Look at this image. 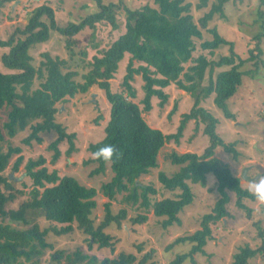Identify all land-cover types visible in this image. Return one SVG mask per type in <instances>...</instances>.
I'll return each mask as SVG.
<instances>
[{"label":"trees","instance_id":"obj_1","mask_svg":"<svg viewBox=\"0 0 264 264\" xmlns=\"http://www.w3.org/2000/svg\"><path fill=\"white\" fill-rule=\"evenodd\" d=\"M15 1L18 0H0V17L3 14L2 8ZM50 1L35 3L31 9L21 13L19 16L26 23L17 26L7 39H0V49H3L0 62L6 69L0 71V264H42L47 250L53 248L46 241L47 236L50 233L55 236L66 235L73 232L74 228L91 238L86 240L89 248L92 243L98 244L100 248L111 247L112 238L104 230L112 224L120 227L127 216L125 209L115 215L111 212L110 201L118 194L127 193L123 201L137 205V209L145 213L153 210L155 217L164 218V228L179 224L178 214L193 201L190 184L203 187L207 177L211 176L216 181V191L220 197L211 212L202 217L200 230L178 237L167 246L170 250L176 244H190L188 252L176 255L169 264H183L186 261L194 264V256L204 254V247L213 238L211 225L228 216L226 205L229 203V193L235 194L237 206L246 209L249 216L250 210L242 204V200H256L248 190L242 188L240 178L235 176L230 166L215 156V151L222 148L238 161L240 153L235 148L236 142H223L216 132L218 120L199 104L214 95L213 104L223 112L224 117L235 119L227 103L236 94L244 76L255 77V69L241 71L239 68L246 61L259 59L262 52L260 45L264 39V0L260 1L257 10L256 24L259 25V32L253 36L254 48L251 50V56L244 61L240 59L238 64L235 63L234 53L221 56L217 60H209L203 55L193 60L192 56L196 41L203 38L202 30L212 34L211 40L200 44L202 51L213 55L214 51L223 45H230L229 48L232 49V44L222 38L215 28L207 30L208 24L214 20L215 13L220 12L228 0H217L209 12L199 19V26L191 14V4L186 0H145L146 3L139 8H130L123 4L122 0H119L118 4L93 0L94 10L79 21H69L65 25L58 24L56 14L48 4ZM207 1L201 0L198 8L205 7ZM121 11L125 14L124 33L118 35L108 49L101 50L100 57L92 58L91 69L82 76L81 82L75 80L78 72L69 70L68 60L53 57L49 52L42 54L43 60L38 67L33 64L30 51L39 44H46L55 33L64 38V47L69 52L70 60H74L76 55L74 46L78 40L77 35L85 29L92 30L90 48L97 50L99 45L94 42L96 29L107 24L113 30H118L117 16ZM87 50L86 46L80 50L81 57L87 56ZM126 54L131 55V60L143 65L132 68L131 61L122 78L124 90L113 92L110 80L114 79ZM189 61H194V65L185 69L184 65ZM258 62L260 63L259 60ZM257 65L255 62L256 68ZM215 67L229 69L220 71L215 80L210 79L209 85L203 87L206 70L211 73ZM151 68L154 71H151ZM140 73L145 93L141 101L143 111L152 109L153 97L160 99V106H164L168 95L162 89L171 84H176L179 89L194 98V104L190 112L183 115L176 134L165 136L160 130L151 128L143 119L141 109L132 100L136 93L130 84L133 76ZM35 80L40 81L38 88H33ZM91 87H97L104 92L109 105V117L104 129L105 136L88 147L94 158L85 164H97L91 176L104 173L108 163L114 174L111 180L101 187L109 202L106 205V215L97 226L94 225L92 217L96 207V190L81 185L73 177H60L55 170L49 172L44 166L45 158L42 156L28 159L25 163V176L31 181V189L29 198L17 204L19 196L24 192L17 186L20 182L6 175V169L11 158L17 155L11 171H18L23 162L20 155L22 150L18 146H3L8 138L15 137L28 127L30 132L22 140V144H42L41 134L54 131L57 138L50 145L54 151L52 163L60 156L58 144L64 139L69 142L66 154L70 155L75 149V134L66 133L64 126L56 122V104L85 94ZM175 110L176 105L173 112ZM101 119L102 116H98L94 124L98 125ZM190 120L204 125L203 134L208 137V146L201 154L172 152L168 156L171 164L181 168L171 177L159 173V182L163 188L161 192L168 191L172 196L156 200L155 195L159 190L151 184L138 183V179L157 168L158 154L164 144L170 140L178 143L185 124ZM105 145H111L116 150L108 160L96 155ZM22 185V188L27 186ZM38 220L54 225L41 229ZM146 221L145 214L131 218L134 225H141ZM12 223L26 225L27 228L20 229L12 226ZM256 227L261 239L258 247L251 248L248 244L239 247L231 264H249L251 259L258 255L264 258V229L258 223ZM142 246L143 244L136 245L138 252L142 251ZM153 256L154 250L143 254L138 264H156L152 261ZM87 257L79 250L72 254L56 250L50 255L48 262L96 263L95 257L83 263ZM135 261L134 254L121 253L114 260H102L101 264H133Z\"/></svg>","mask_w":264,"mask_h":264},{"label":"rangeland","instance_id":"obj_2","mask_svg":"<svg viewBox=\"0 0 264 264\" xmlns=\"http://www.w3.org/2000/svg\"><path fill=\"white\" fill-rule=\"evenodd\" d=\"M261 0H228L220 12L215 13L214 20L211 21L207 30L215 28L219 35L227 42L232 44L223 45L211 55L207 51L200 49V44L205 40H211L212 34L202 30L203 38L195 43V51L193 52V60L200 55L205 56L209 60H217L221 56H230L234 53L235 63L239 60H246L251 56V50L254 48L253 36L259 32V25L256 24L257 10ZM43 0H18L12 2L2 8V16L0 17V39H7L17 26H23L26 21L19 15L25 13V10L31 9L35 3H42ZM107 2L119 3V0H104ZM123 4L130 8H139L143 6L145 0H122ZM191 4V14L195 23L199 26V19L203 17L212 8L217 0H208L205 7L198 8L201 0H186ZM49 6L54 10L56 19L59 25H65L69 21H79L86 14L94 10L93 0H51ZM85 6H88L85 8ZM12 10V12H11ZM221 14V15H219ZM12 16V18H10ZM118 30H113L110 25L99 26L95 33V43H98L97 50L90 48L92 30L85 29L77 35V41L74 46L76 53L74 60H70L69 52L64 47V38L58 34H53L46 44H39L30 51L33 57V64L38 67L43 60L42 54L49 52L53 57H60L63 60L70 62L69 70H75L78 75L75 77L77 82L82 81V76L90 69V63L94 56L100 57L101 50L109 48L110 44L124 33L125 14L117 16ZM87 47V56L81 57L80 50ZM261 54L259 59L246 61L239 70H256L255 77L244 76L241 86L236 94L228 100V108L235 115L234 120L226 119L221 110L213 104L211 95L202 100L200 107L210 112L217 120L218 125L216 132L225 144L236 142V150L240 153L238 161L233 159L231 154L226 153L222 148L215 151V156L221 161L228 164L236 177L240 178L242 188L249 191L251 185L264 177V39L260 45ZM3 49H0V54ZM260 61V63L258 62ZM132 61V68H137L143 65L141 62L131 60V55L126 54L120 62L118 71L114 79L110 80L111 90L113 92L123 91L122 78L125 76L127 67ZM257 62V68L254 63ZM194 65V61H189L184 65V68ZM229 67H215L210 73L207 69L202 82L203 87H207L210 79L215 80L220 71L228 70ZM0 71H6L0 62ZM151 71L154 69L151 68ZM39 80H35L33 88H38ZM135 90L136 96L132 99L138 104L142 111V117L145 122L151 127L160 130L165 136L176 134L183 120V115L189 113L193 104L194 98L189 93L179 89L176 84L163 88V92L168 95L167 103L160 106V99L153 97L151 99L152 109L143 111L144 98V81L142 74L133 76L130 82ZM176 105V110L173 112V107ZM58 109L56 113V122L64 126L66 133L75 134L73 140L74 150L70 155L66 152L69 149V142L64 139L58 144L60 156L56 162L52 163L54 151L50 145L56 140L57 134L47 132L41 134L43 138L42 144L32 143L31 146L22 144V140L29 134L30 128L19 132L15 137L8 138L6 143H3L4 148L7 145L18 146L21 148L22 164L17 172L11 171V166L15 162L17 155L13 156L6 169V175H11L12 179L20 182L17 186L23 190L18 198L17 204L20 201L29 198V190L31 181L25 176L24 165L28 159H36L39 156L45 158V167L49 172L57 171L60 177L70 176L75 178L81 185L94 188L97 192L95 197L96 207L93 211L94 225L101 223L106 215L108 198L102 193L101 187L109 182L113 177V172L110 163L106 164L105 172L97 176H91V172L97 167L96 163L90 162L94 158L88 147L90 144L99 142L105 136V125L109 117V105L106 101L104 92L97 87H91L85 94L76 95L74 98L66 99L56 104ZM102 116L98 125L94 121ZM202 123H197L190 120L185 124L182 135L178 143L174 140L166 142L158 154V166L152 170L147 176L138 179V183L144 185L151 184L153 188L159 190L156 200L162 197L172 196L168 191L162 193V185L159 182V173H164L171 177L177 173L181 166L171 164L168 156L172 152L178 154L196 153L201 154L208 146V137L203 134ZM243 170L249 180L241 178ZM26 184L25 188H22ZM193 193V201L190 205L178 214L179 224H174L164 228L162 221L164 218H157L153 214V210L145 213L143 210L137 209V205L123 201V197L127 193L118 194L110 201V209L112 214H118L120 210L127 211L126 218L121 222L120 227L112 224L104 232L111 236V247L100 248L98 244H91L88 247L87 239L89 236L83 234L80 230L74 228L73 232L62 236H55L50 233L46 241L53 248L47 250L43 257L42 264H49L50 255L56 250H63L66 253L79 250L82 254L88 256L83 263L89 258L95 257L96 263L101 264L102 260L116 259L119 254H134L136 261L133 264H138L142 255L154 250L152 261L156 264H169L178 254L186 253L190 249V244H176L170 250L167 246L172 244L178 237L186 236L200 230V222L205 214L211 212L215 203L219 199V194L216 191V181L211 176L207 177L205 186L198 184H190ZM250 192V191H249ZM251 193V192H250ZM237 198L234 193H229V203L226 205L228 216L221 219L218 223L211 225L213 238L204 247V254L194 256V264H231L233 255L238 251V248L248 244L251 248H257L260 244L258 223L264 229V208L263 203L258 200L243 199L242 204L250 210V216L246 209H241L236 204ZM15 205H12V207ZM138 214H145L147 221L141 225H134L131 218ZM7 222V221H5ZM40 228H48L54 223L38 220ZM12 226L20 229H26V225L12 223ZM75 227V225H74ZM143 244L142 251L138 252L136 245ZM183 264H190L186 261ZM249 264H264V258L256 256L251 259Z\"/></svg>","mask_w":264,"mask_h":264},{"label":"clouds","instance_id":"obj_3","mask_svg":"<svg viewBox=\"0 0 264 264\" xmlns=\"http://www.w3.org/2000/svg\"><path fill=\"white\" fill-rule=\"evenodd\" d=\"M115 151L116 150L113 146L105 145L97 151L96 155L98 158L108 160L113 157ZM249 191L256 200L264 203V177H261L258 181L254 182L249 188Z\"/></svg>","mask_w":264,"mask_h":264},{"label":"water","instance_id":"obj_4","mask_svg":"<svg viewBox=\"0 0 264 264\" xmlns=\"http://www.w3.org/2000/svg\"><path fill=\"white\" fill-rule=\"evenodd\" d=\"M9 178L12 179V176L9 175ZM241 178L242 179H245V180H249V178H248V176L246 174V170H243L242 175H241Z\"/></svg>","mask_w":264,"mask_h":264}]
</instances>
